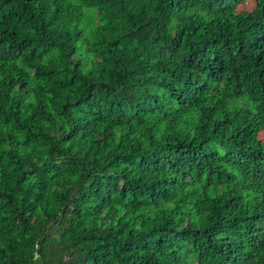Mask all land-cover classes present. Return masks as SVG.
Listing matches in <instances>:
<instances>
[{"label": "trees", "instance_id": "16d2710c", "mask_svg": "<svg viewBox=\"0 0 264 264\" xmlns=\"http://www.w3.org/2000/svg\"><path fill=\"white\" fill-rule=\"evenodd\" d=\"M264 0H0V264H264Z\"/></svg>", "mask_w": 264, "mask_h": 264}, {"label": "rangeland", "instance_id": "374dc122", "mask_svg": "<svg viewBox=\"0 0 264 264\" xmlns=\"http://www.w3.org/2000/svg\"><path fill=\"white\" fill-rule=\"evenodd\" d=\"M259 138H260L261 140H264V134H263V133L260 134Z\"/></svg>", "mask_w": 264, "mask_h": 264}]
</instances>
